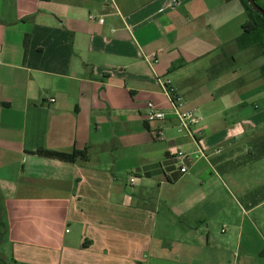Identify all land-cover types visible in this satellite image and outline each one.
Returning <instances> with one entry per match:
<instances>
[{"label": "crops", "instance_id": "0c3cea01", "mask_svg": "<svg viewBox=\"0 0 264 264\" xmlns=\"http://www.w3.org/2000/svg\"><path fill=\"white\" fill-rule=\"evenodd\" d=\"M248 19L241 0H0V258L264 264V185L243 172L264 162L248 159L264 56L235 46ZM164 82L202 118L194 136ZM149 103L168 119L148 123Z\"/></svg>", "mask_w": 264, "mask_h": 264}, {"label": "trees", "instance_id": "16d2710c", "mask_svg": "<svg viewBox=\"0 0 264 264\" xmlns=\"http://www.w3.org/2000/svg\"><path fill=\"white\" fill-rule=\"evenodd\" d=\"M231 1V0H226ZM246 10L248 11L249 19L243 25V34L237 38L235 42L236 49L243 51L251 47H257L261 50L264 56V17L254 9V5L251 0H241ZM254 2L264 10V0H254ZM262 76L264 77V65L261 67ZM252 152L248 155L250 161L260 160L264 158V134L259 136L252 143ZM39 155L69 161L76 162L80 160L89 159L88 149L74 150L71 153L58 152L50 150H38ZM3 209H0V228L3 227ZM264 257V252L261 254ZM0 262L8 264L5 260L0 258Z\"/></svg>", "mask_w": 264, "mask_h": 264}, {"label": "built area", "instance_id": "2783aa9c", "mask_svg": "<svg viewBox=\"0 0 264 264\" xmlns=\"http://www.w3.org/2000/svg\"><path fill=\"white\" fill-rule=\"evenodd\" d=\"M100 22L103 23L104 20L101 19ZM164 87H165L166 92L170 95V98L172 100L173 113H174L175 118L177 119L178 131L194 136L193 127L200 124L202 122V118L199 117L195 113L194 110L184 109L183 102L180 99H177L175 97L174 91L172 88H170L169 82H164ZM54 101H55L54 99L51 100V102H54ZM167 119H168V116L166 113L157 109L152 103L148 104V114L146 118L148 123L152 124L154 122L166 121ZM154 133L158 139H163L165 136L164 129L161 127L157 128L154 131ZM198 154L199 156H202V157L206 156L202 148H199ZM174 155L177 159L181 160L182 162L189 159L188 152L182 148H178L177 151L174 153ZM188 169H189L188 166L184 163L180 167V171L182 174L187 173ZM135 180H136L135 177L131 178L132 183H134Z\"/></svg>", "mask_w": 264, "mask_h": 264}, {"label": "rangeland", "instance_id": "374dc122", "mask_svg": "<svg viewBox=\"0 0 264 264\" xmlns=\"http://www.w3.org/2000/svg\"><path fill=\"white\" fill-rule=\"evenodd\" d=\"M252 50H253V53H252ZM252 50H251V53H250L251 55L258 54V53L262 54L261 50L259 48L255 47V46L252 48ZM247 56H248L247 53H243V57H247ZM262 62H263V60H262ZM239 66H240V64L237 65L236 68H239ZM252 170L248 169V170H245L243 172H246L247 174H249L248 176H251L252 178L255 177V176L258 177V178H261L260 181H258V182L255 181L257 183L255 185V189H258V187H261L262 185H264V162L261 163V165H259V169H256L254 171H252ZM251 171L255 172V173H252ZM258 183H260V184H258ZM257 192L258 193H256V194L258 196H263L264 195V189L263 188L259 189V191H257ZM8 264H12V263L9 262Z\"/></svg>", "mask_w": 264, "mask_h": 264}, {"label": "water", "instance_id": "95a60500", "mask_svg": "<svg viewBox=\"0 0 264 264\" xmlns=\"http://www.w3.org/2000/svg\"><path fill=\"white\" fill-rule=\"evenodd\" d=\"M251 2H252L253 5H254V9H255L256 11H258L259 13H261V15L264 17V10H263L260 6H258V5L254 2V0H251Z\"/></svg>", "mask_w": 264, "mask_h": 264}]
</instances>
